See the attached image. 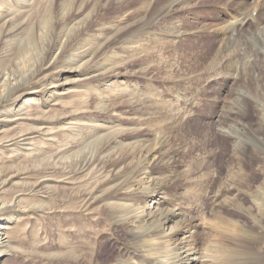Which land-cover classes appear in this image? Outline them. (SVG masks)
<instances>
[{"label": "bare ground", "instance_id": "6f19581e", "mask_svg": "<svg viewBox=\"0 0 264 264\" xmlns=\"http://www.w3.org/2000/svg\"><path fill=\"white\" fill-rule=\"evenodd\" d=\"M41 2L42 0H0V129L6 123L19 121L29 110L36 109L41 114H47L56 106L57 98L65 94L64 90L68 85L65 78L67 74L77 76L79 81L90 83L92 81L98 86L95 88L98 95L110 93L112 88L116 87L114 84L117 75L107 77L110 73L102 64H99L98 69L93 68L96 59L106 52L103 51L106 49V41H100L99 46L92 43L90 36L93 34L87 32V25L98 14L101 3L93 5L91 10L84 15L83 11L87 6L83 3L79 4V0L62 1L59 12L56 8V0H46L49 7L45 8V17L36 22V13L43 11V8L38 10ZM147 2L148 0H144L142 3L144 6L140 10L138 22L141 24V30L148 25L145 34L150 33L149 27L154 24L152 33L154 45L163 46L167 50L179 41L187 42L191 37L200 41L194 48L196 52L198 47L203 46L202 44L206 41L208 44L216 43L215 55L208 69H219L231 77L229 84L236 95L233 103L245 104L246 101L252 100L263 108L264 0H154L153 11L150 14L147 12ZM180 12H184L187 16L186 24L179 23ZM167 24L171 28L168 34H164V27ZM73 42L74 44H70ZM253 47L256 48L255 51ZM66 51H70V55L67 54L69 58L65 59L67 60L66 66L59 70V63ZM20 65L27 70L26 75L21 72L23 69L18 70ZM56 71L60 75L52 80L50 75ZM156 76L158 80L159 78L165 80H157V88L160 84L169 81L166 80L168 76H161L159 71H156ZM121 82H118L117 87ZM31 85L33 88L25 91V87ZM121 87L120 90L123 92L128 91L124 82ZM252 87H255V91ZM87 90L89 89L84 90L85 93ZM84 95V92L80 91L76 98L80 100ZM20 96H25V98L22 102V110L18 111L12 102ZM82 102L80 100L78 104ZM104 103L106 105L108 99H104ZM262 115L264 117V113ZM141 119H138V131L142 128ZM97 122L100 123L95 126L94 130H91V126ZM110 123L111 121L104 123L98 118L86 117L85 112L72 107L69 117L64 118L63 126L58 128L57 133L71 136L73 143L69 147L73 150H56L50 157V166L57 170L58 207L61 211L88 210L95 205H105L109 209L108 217L113 220L118 218L120 227H111L106 229V232L99 229L92 230V228L81 230L79 233L60 227L57 236L41 232L36 245L28 250L29 255L33 257L35 255L38 263L45 264H214L215 260L212 261L208 256L210 251L204 249L209 253L203 255L197 248V235L199 234L194 218L188 217L187 210L186 212L182 209L169 208L167 190L177 186L174 154L178 150H168L164 144L165 140L158 135H155L153 145L138 142L137 146L131 147L132 145L124 141L128 139L131 141L137 131L133 129L134 134L131 131H129L130 134H126L122 125H119L120 131L113 133ZM112 126L116 127V125ZM100 129L104 133L107 132L105 138L108 139L101 150L91 155L90 150H86V155L82 152L77 153L81 145L100 137L101 132H98ZM224 132V134L228 133ZM28 137L21 135L9 141V144L11 147H26L18 154L19 159L37 160L44 152L38 149L37 140L34 137ZM160 176L164 177L161 179ZM2 179L1 173L0 181ZM76 181H79L78 186L76 183L79 202H73L68 198L70 190L77 191L76 187H71V184L74 185ZM4 188L5 185H1L0 192ZM233 188L236 187L231 184L227 189L232 190ZM235 192L239 193L237 188ZM236 197L239 199L242 194H237ZM253 199L256 202L257 216L255 217L259 216L257 221L261 222L264 217V182L258 187ZM6 202L0 201V259L8 251L6 248L12 236V224L16 222L14 219H18V214L9 215L11 208ZM214 219L217 221L214 222L212 228L210 225L208 237L216 253L224 251L223 254H226V256L220 255L221 259L224 256L227 257V263L223 264H232L236 257L234 253L237 250L235 248L237 245L234 246L236 242L232 244L234 240L232 237L236 235H232L235 233L229 230L231 226H234L233 221L220 216ZM61 221L64 224L63 220ZM236 225L235 223V227ZM54 237L58 243L48 244L49 241H54ZM108 248H114L113 253L103 257V253ZM213 258L217 260L219 257L214 256Z\"/></svg>", "mask_w": 264, "mask_h": 264}, {"label": "rangeland", "instance_id": "374dc122", "mask_svg": "<svg viewBox=\"0 0 264 264\" xmlns=\"http://www.w3.org/2000/svg\"><path fill=\"white\" fill-rule=\"evenodd\" d=\"M62 1L64 0H56L58 12L61 10ZM121 1L79 0V4L83 3L87 6L83 11L84 15L91 10L93 5L101 3L98 14L87 25V32L93 34L90 36V41L93 40L92 43L96 46H99L100 41H106V49L103 50L106 52L96 59V67L93 64V68L98 69L102 64L110 73L107 77L117 75L114 84L116 87L112 88V92L107 90L110 93L98 95L95 91L98 86L92 81L91 83L79 81L77 76L67 74L65 78L68 85L64 90L65 94L57 98L56 106L47 114H41L36 109L29 110L19 121L6 123L4 129H0V158H2L0 174L3 175L0 181L3 184L0 186L5 185L3 191L0 192V201H7V206L11 208L10 216L18 214V219H14L16 222L12 224V236L6 248L8 254L6 253L0 259V264H45L38 263L35 255L33 257L28 253V250L38 242L41 232L57 236L60 227L77 233L92 228V230L99 229L106 232L105 230L111 227H120L118 218L113 220L108 217L109 209L105 205H95L88 210L67 209L66 211H61L58 207L57 170L50 166V157L56 150L72 149L69 147L73 143L71 136L57 133L58 128L63 126L64 118L69 117L72 107L85 112L86 117L98 118L104 123L111 121L110 126L113 133H118L119 125H122L126 134H130L129 131L133 133L132 130L135 129L137 132L133 133L132 142L130 139L124 141L132 145L131 147L137 146L138 142L153 145L155 135H158L165 140L164 144L168 150H178L174 154L177 186L167 190V201L170 209L187 210L188 217L194 218L199 234L197 235V248L200 253L208 255L209 252L206 251H210L208 256L212 261L215 260L214 264L227 263L224 251L216 253L208 237L210 229L217 221L214 218L220 216L233 221L234 226H231L229 230H233L235 234L232 235H236L232 237V240L234 239L232 244L236 242L234 246L237 245L235 246L237 250L235 249L234 257H236L232 264H264V217L262 223L257 221L259 216L255 217L257 211L256 202L253 199L258 187L264 182V117L262 115L264 106L262 108L252 100L246 101L245 104L232 102L236 99V95L229 84L231 77L219 69H216L217 71L208 69L215 55L216 43L208 44L206 41L195 52L194 48L200 41L190 37L187 42L179 41L167 50L163 46L157 47L152 39L154 24L149 27L150 33L145 34L148 25L141 30V24L138 22L144 0H124L120 3ZM153 3L154 0L147 2L149 14L153 11ZM46 7H49V4L46 0H42L38 10L43 8V11L36 13V22L45 17ZM179 16H181L179 23L186 24L188 19L185 13L180 12ZM169 28H171L169 24L164 27V34L169 33ZM107 30L110 32L108 33ZM253 49L255 51L256 48L253 47ZM67 54L70 55V51H66L64 59L62 58L59 63V70L66 66L67 60L65 59L69 58ZM18 70H22L21 72L25 75L28 73L22 65L18 67ZM156 71H159L161 76H168L166 80H169L167 83L160 84L158 88L156 87L158 80ZM58 75L60 74L56 71L50 75V78L54 80ZM235 76L237 79V75ZM117 81L119 83L122 81L118 87ZM123 82L128 87L127 92L120 90ZM32 88L33 85L27 86L25 91ZM86 88L89 89L87 93L84 91ZM254 88L252 87L255 91ZM80 91H83L85 95L80 99L83 102L78 104L80 100L76 97ZM24 98L25 96H20L12 102L18 111L23 108ZM104 99H108L106 105ZM138 117L142 118V128L139 131ZM99 123H94L91 130H94ZM99 131L101 132L100 137L81 145L77 153L82 152L86 155V150H90L91 155L101 150L108 139L105 138L107 132L104 133L101 129ZM224 131L228 133L224 134ZM21 135L29 136L28 138L34 137L37 140L38 149L44 152L39 159H19L18 154L26 147H11L9 141ZM134 139L137 141H133ZM76 183L78 186L79 181H76L74 185L72 183L71 187H76ZM231 184L237 188L239 193L235 192L236 188L227 189ZM77 194L78 188L76 192L70 190L68 198L73 202H79ZM237 194H242V197L237 199ZM53 239L54 241H49L48 244L58 243L56 237ZM113 251L114 248L106 249L103 257L109 256ZM213 255L219 257L220 261L213 258ZM220 255L225 256L221 259Z\"/></svg>", "mask_w": 264, "mask_h": 264}]
</instances>
